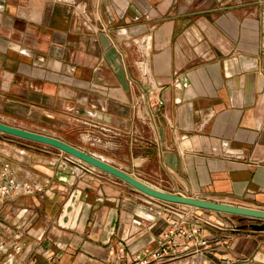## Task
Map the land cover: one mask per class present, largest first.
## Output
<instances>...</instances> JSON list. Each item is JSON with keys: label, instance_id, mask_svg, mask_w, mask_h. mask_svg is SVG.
Here are the masks:
<instances>
[{"label": "crops", "instance_id": "obj_1", "mask_svg": "<svg viewBox=\"0 0 264 264\" xmlns=\"http://www.w3.org/2000/svg\"><path fill=\"white\" fill-rule=\"evenodd\" d=\"M71 1L0 0V122L83 143L91 131L105 143L89 153L153 186L264 210V0ZM7 141L17 179L42 188L0 209V236L21 235L15 264H128L180 220L84 163ZM214 228L224 244L208 264H264V236Z\"/></svg>", "mask_w": 264, "mask_h": 264}, {"label": "built area", "instance_id": "obj_2", "mask_svg": "<svg viewBox=\"0 0 264 264\" xmlns=\"http://www.w3.org/2000/svg\"><path fill=\"white\" fill-rule=\"evenodd\" d=\"M156 107H162L164 100L158 98L155 102ZM99 128V125H93ZM101 132H111V130L101 127ZM82 139L92 146L102 145L105 142L103 138L95 135L91 131L82 133ZM65 155V161L74 163L80 161L61 152ZM85 170L96 171L90 165L84 164ZM41 187L27 180L21 181L17 179L12 166L0 155V209L7 199L21 196L31 195L37 191H41ZM193 212L197 209L191 208ZM211 220V219H210ZM206 220V224L212 227H218L213 221ZM205 226L199 223L189 224L186 219L173 222L157 240V248L153 250H144L134 256L131 263L128 264H208L206 257L214 254L223 247V241H212L205 234ZM14 242L7 241L6 238L0 236V264H15V256L22 250L19 243L20 234L14 235ZM2 258L4 259L3 261ZM239 260L227 258L224 264H237Z\"/></svg>", "mask_w": 264, "mask_h": 264}, {"label": "water", "instance_id": "obj_3", "mask_svg": "<svg viewBox=\"0 0 264 264\" xmlns=\"http://www.w3.org/2000/svg\"><path fill=\"white\" fill-rule=\"evenodd\" d=\"M0 134L12 136L27 141L43 144L54 149H57L81 163L92 166L93 168L108 174L117 180L127 184L133 190L144 194L145 196L154 200L169 203L173 205H180L199 210H206L220 214H227L237 216L241 220H256L261 221V224L242 225L241 229L250 228L255 232H264V210L248 208L233 204H228L219 201L205 200L194 197H187L180 194L170 193L164 191L156 186H153L140 178L108 163L105 159L93 153L75 147L60 139L27 131L21 128L6 125L0 122Z\"/></svg>", "mask_w": 264, "mask_h": 264}, {"label": "rangeland", "instance_id": "obj_4", "mask_svg": "<svg viewBox=\"0 0 264 264\" xmlns=\"http://www.w3.org/2000/svg\"><path fill=\"white\" fill-rule=\"evenodd\" d=\"M72 5L77 6L78 3L76 2V0H72L70 2ZM1 137H3L4 139L8 140L7 143L11 146H16L17 148H21V149H26L27 151H29L30 153L36 154V155H43L45 154L46 156L49 155V153H51V157L54 156V154H59L61 153V151L54 149L52 147L49 146H45L43 144H39V143H35V142H31V141H27L24 139H20V138H16V137H12V136H7L4 134H0ZM60 140H63L64 142L65 140H69L70 144H72L75 147L78 148H82L83 150H85L86 152H92V146H90L89 143H83L81 140H76L73 137H69L68 139H62L59 138ZM12 141V142H11ZM8 145V147H9ZM7 147V146H4ZM51 157H46L45 161H49L51 159ZM84 175L87 176H93L91 173H89L88 171H83ZM175 207L174 210H172L174 212V215L177 216L180 220L181 219H186L188 221L189 224H196V223H201L204 226H209L206 224V220H210L211 218L209 216L212 215V213H210L209 211L206 210H200L203 211L202 214H199V209H197L195 212L192 211V209L190 207H185V206H180V205H173ZM219 215V216H218ZM213 214V220L211 219L210 221H213V223L218 224L221 228H223L224 230L221 231V233H224L222 235H231V234H251V235H262L264 236V232H255L254 230L247 228V229H241L242 225H251V224H261L263 222L261 221H256V220H241L239 217L237 216H232V215H227V214ZM217 221V222H216ZM220 223V224H219ZM213 229H215L212 226H209Z\"/></svg>", "mask_w": 264, "mask_h": 264}]
</instances>
